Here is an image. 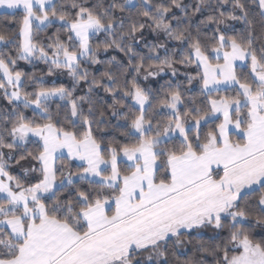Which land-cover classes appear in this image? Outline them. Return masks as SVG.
Listing matches in <instances>:
<instances>
[{
	"label": "snow or ice",
	"instance_id": "snow-or-ice-1",
	"mask_svg": "<svg viewBox=\"0 0 264 264\" xmlns=\"http://www.w3.org/2000/svg\"><path fill=\"white\" fill-rule=\"evenodd\" d=\"M0 9V264H264V0Z\"/></svg>",
	"mask_w": 264,
	"mask_h": 264
},
{
	"label": "trees",
	"instance_id": "trees-1",
	"mask_svg": "<svg viewBox=\"0 0 264 264\" xmlns=\"http://www.w3.org/2000/svg\"><path fill=\"white\" fill-rule=\"evenodd\" d=\"M10 15L9 13H0V27H4V26H7L8 28L10 29H15L16 27V24L14 23H9V20L8 19H5L6 16ZM22 17V13L20 12H17L16 13V18L19 19ZM22 64V68L24 71L28 72L29 74H31L32 72H37L39 74V72L41 70H46L45 69V66L43 64H38L35 68L31 67V66H28V65H24L23 62H21ZM64 81L69 84L70 86V81L67 80V78H63Z\"/></svg>",
	"mask_w": 264,
	"mask_h": 264
},
{
	"label": "crops",
	"instance_id": "crops-1",
	"mask_svg": "<svg viewBox=\"0 0 264 264\" xmlns=\"http://www.w3.org/2000/svg\"><path fill=\"white\" fill-rule=\"evenodd\" d=\"M0 13H9L8 10L0 9Z\"/></svg>",
	"mask_w": 264,
	"mask_h": 264
}]
</instances>
